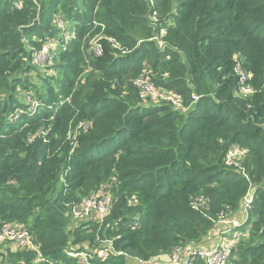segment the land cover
<instances>
[{
  "label": "trees",
  "instance_id": "trees-1",
  "mask_svg": "<svg viewBox=\"0 0 264 264\" xmlns=\"http://www.w3.org/2000/svg\"><path fill=\"white\" fill-rule=\"evenodd\" d=\"M146 1L0 0V229L21 223L42 255L7 242L0 264H156L201 242L222 211L241 218L250 188L249 220L239 228L247 234L228 264H264V0ZM58 13L76 35L55 53V84L40 90L27 74L35 52L58 36ZM103 24L104 53L89 59L87 41ZM163 28L159 44L152 38ZM237 55L252 94H239ZM151 69L187 111L141 96L134 80ZM32 85L35 112L18 96ZM233 144L246 151L243 168L226 164ZM103 186L115 195L104 223L68 233L69 205ZM104 240L113 246L105 257L69 254Z\"/></svg>",
  "mask_w": 264,
  "mask_h": 264
},
{
  "label": "built area",
  "instance_id": "built-area-1",
  "mask_svg": "<svg viewBox=\"0 0 264 264\" xmlns=\"http://www.w3.org/2000/svg\"><path fill=\"white\" fill-rule=\"evenodd\" d=\"M155 18V17H154ZM156 20V18H155ZM60 32V44H57L56 49H67V44L71 38L75 37L76 31L73 34L68 32L66 26L59 20ZM97 25V23H96ZM104 26V24H103ZM167 29L163 28L160 30L157 36L152 39L156 40L157 43L163 44L165 39H159L165 36ZM65 35V36H63ZM56 51V50H55ZM92 51L96 56H101L104 53V46L99 40H95L92 44ZM49 55V49L44 47L43 49L35 52L34 59L38 62L41 59H47ZM238 63L236 65V72L239 77V94L248 95L254 92V87L249 83L251 79V73L246 71L241 66V61L239 55L236 57ZM90 69V67L88 68ZM134 84L137 87L139 93L143 94L147 101H171L175 106L184 107L183 99L180 95L176 94L174 91L160 89L154 84L150 76L144 74L140 75L134 80ZM199 96H195L197 100ZM30 101L31 106L29 110L35 112L39 106L36 99H27ZM245 149L240 146L233 144L227 154L226 164L235 165L239 168L242 167V162L245 159ZM245 174V171H244ZM246 175V174H245ZM247 176V175H246ZM255 190L250 188L248 193L244 196L242 204L240 206L241 218L236 217L230 212L222 211L216 221L215 228L218 229V236L216 243L213 246L205 247L199 243H191L184 246H179L170 253L172 264H192L195 257L202 258L206 264H228V259L231 255L232 249L235 243L239 240L243 231L239 229L245 222L249 220L250 210L252 209V204L254 201ZM114 194L107 187L103 186L97 192L93 193L89 198L83 200L81 203H75L70 205L69 215L73 219L77 220H87L93 218L95 221H103L106 216H108L114 206ZM204 200L198 198L195 202V207H200ZM200 203V204H199ZM238 233H240L238 235ZM15 241L17 246L23 247L25 249H32L38 253V256H42L39 250V246L34 243V239L29 233V231L19 223L6 224L0 229V242L4 241ZM104 245L100 246L97 250L86 251L82 250L80 252L69 251L70 256L78 257L80 262H88L90 257L93 258L95 255L100 257L107 256L111 251H113L112 241L104 240ZM68 251V250H67ZM93 253V255H92ZM157 259L154 258L152 262L154 263ZM143 263H149L148 261L141 260Z\"/></svg>",
  "mask_w": 264,
  "mask_h": 264
},
{
  "label": "rangeland",
  "instance_id": "rangeland-1",
  "mask_svg": "<svg viewBox=\"0 0 264 264\" xmlns=\"http://www.w3.org/2000/svg\"><path fill=\"white\" fill-rule=\"evenodd\" d=\"M146 4L148 5V4H150V5H155V0H147L146 1ZM156 18V20H157V16L154 14V15H151V16H149V22H151V18ZM155 18H154V20H155ZM58 20L61 22V23H63L65 26H66V28L68 29V32L70 33V34H73L75 31L72 29L73 28V26H72V20H66V19H64V15L62 14V13H58L57 14V17H56V22H57V24L55 25V27H56V29H58L59 30V33H58V36L57 37H53V38H51V39H49V40H45V43H44V46H43V48L44 47H47L48 49H49V55H48V58L47 59H45L44 60V58L43 59H41L42 61H40V62H38L37 60H35L34 59V63H35V67H34V70H32V71H30L28 74H27V78H28V80H29V84H37L38 86H41L42 88H40V90H43L44 89V84L47 82V81H50V82H53L54 84H55V78L57 77V76H59V73H58V71L56 70V67H55V63H54V61H55V53L58 51L57 49H56V47H57V44H60V26H59V22H58ZM152 24H153V26H154V24L155 23H153L152 22ZM63 36H65V35H63ZM104 38H109V37H107L105 34H104V26H102V30L99 32V33H97V34H95V35H92V36H90V38L88 39V41H87V44H86V52H85V54H86V56L87 57H89V59H90V57H91V54L90 53H93V51H92V44H93V42L95 41V40H99L100 42H102V40L104 39ZM116 43V46L119 48V49H122V51L123 52H125V51H127V52H129V50H126V49H124V47L121 45V43L120 42H118V41H116L115 42ZM103 44V43H102ZM104 46V45H103ZM159 47H161V46H159ZM42 48V49H43ZM56 50V51H55ZM94 54V53H93ZM148 70V69H147ZM89 70H85L82 74H81V82H82V84H85V82H87V80H88V74H90V72H88ZM155 72L153 71V69H151L150 70V78H151V80L152 81H154V77H155ZM139 77V76H138ZM137 77V78H138ZM156 83V82H155ZM154 83V84H155ZM156 85V84H155ZM157 86V85H156ZM160 89H164V88H162V87H159ZM30 89H32L31 91H29L28 89H20V90H18V96H19V98L20 99H22V100H27V99H34L36 96H37V93L38 92H40V90H36V89H34L33 88V85L32 86H30ZM167 90V89H166ZM141 94V93H140ZM141 96L143 97V98H145L144 97V95L143 94H141ZM147 102H145V99H144V101H140L139 102V104L140 105H144V104H146ZM188 108H189V106H187L186 107V111L188 110ZM92 194H90V195H88V196H85L80 202H77V203H81L83 200H85V199H87V198H89L90 196H91ZM70 208H71V206L69 205V209H68V212H67V214H69V211H70ZM238 211H236V213H237ZM233 215H235V213H232ZM106 218V217H105ZM105 218H104V220L103 221H98V222H100V223H104V221H105ZM71 223L69 224V226H68V229H69V232L68 233H70V234H73V231L75 230V228L78 226V225H80L81 223H83V222H85L86 220H77V219H73V218H71ZM90 220H93L94 221V219L93 218H91ZM213 230V229H212ZM212 230L209 232V235H210V233H212ZM240 233H238V235H239ZM212 235V234H211ZM72 237H74L73 235H72ZM200 245H202V246H204V244H202V243H199ZM9 244L7 243V242H3V243H0V253L1 252H3V251H5V249H6V246H8ZM82 245H86L87 247H89L90 246V242H84V243H82ZM77 246H79V245H77ZM100 246H98V247H94V248H99ZM72 250L74 251V252H80V251H82V250H85V249H78L77 247H73L72 248ZM71 251V250H70ZM72 258H75L74 256H71ZM1 261V260H0Z\"/></svg>",
  "mask_w": 264,
  "mask_h": 264
},
{
  "label": "crops",
  "instance_id": "crops-1",
  "mask_svg": "<svg viewBox=\"0 0 264 264\" xmlns=\"http://www.w3.org/2000/svg\"><path fill=\"white\" fill-rule=\"evenodd\" d=\"M217 239H219L218 229L214 227L212 233L204 237L199 243L204 244L205 247H209V246H213L216 243ZM170 259H171L170 253L168 255H162L161 257L158 258L156 264H172L170 262ZM128 264H149V263H143L142 261H140V259L132 257L131 259H129Z\"/></svg>",
  "mask_w": 264,
  "mask_h": 264
},
{
  "label": "clouds",
  "instance_id": "clouds-1",
  "mask_svg": "<svg viewBox=\"0 0 264 264\" xmlns=\"http://www.w3.org/2000/svg\"><path fill=\"white\" fill-rule=\"evenodd\" d=\"M60 32H61V29H60ZM167 90H169V89H167ZM171 91H173V90H171ZM199 99V98H198ZM196 100V99H195ZM148 102V101H147ZM101 189V188H100ZM97 192V191H96ZM114 197H115V195H114ZM87 220H90V219H87ZM86 220V221H87ZM95 221V220H94ZM13 224V223H12ZM19 224H21V223H19ZM22 225V224H21ZM4 242H11V244H13L16 248H20V246H17L16 245V242L15 241H10V240H7V241H4ZM0 243H3V242H0ZM35 243V242H34ZM36 244V243H35ZM21 248H23V247H21ZM23 249H25V248H23ZM40 249V248H39ZM98 249V248H97ZM97 249H93V250H97ZM35 251V250H34ZM36 252V251H35ZM37 253V252H36ZM171 253V252H170ZM38 254V253H37Z\"/></svg>",
  "mask_w": 264,
  "mask_h": 264
},
{
  "label": "bare ground",
  "instance_id": "bare-ground-1",
  "mask_svg": "<svg viewBox=\"0 0 264 264\" xmlns=\"http://www.w3.org/2000/svg\"><path fill=\"white\" fill-rule=\"evenodd\" d=\"M262 198V197H261Z\"/></svg>",
  "mask_w": 264,
  "mask_h": 264
}]
</instances>
